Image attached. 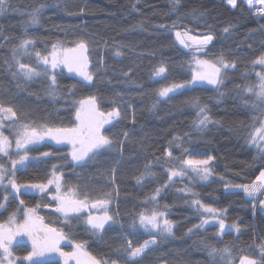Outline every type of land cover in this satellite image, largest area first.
I'll use <instances>...</instances> for the list:
<instances>
[{"label":"trees","instance_id":"obj_1","mask_svg":"<svg viewBox=\"0 0 264 264\" xmlns=\"http://www.w3.org/2000/svg\"><path fill=\"white\" fill-rule=\"evenodd\" d=\"M41 3L49 7L43 10L39 25L28 29V35L36 41L35 50L47 54L57 40L66 41V46L72 47L74 41L83 39L89 44V70L94 73V82L89 84L63 70L57 77L59 96L55 100L46 94L47 80H36L21 90L5 71L4 61L10 59L11 47L23 36L28 13ZM10 4L11 7L0 15V28L9 37L8 40L0 37V96L20 111H26L28 118L36 123L72 127L77 106L74 102L95 95L101 111L107 113L119 106L122 113L119 122L114 121L105 128L104 134L117 141L125 131L130 134L122 153L117 143L114 150L104 152L83 166L71 161L69 147L46 143L30 154L38 156L40 152L52 151L55 153L52 158L47 162H30L26 169L17 171V180L22 184L47 182L52 165L59 164L65 188L79 184L93 200L110 194V214L118 222L106 226L102 239L91 236L85 226L76 221L72 227L66 225L54 212L55 202L50 195H23L20 199L25 205L35 207L39 204L37 212L44 217L45 223L63 229L76 242L87 241L86 250L98 259L108 260L109 264L112 260L120 264L126 259L125 254L116 249L126 246L127 240L138 246L151 239L148 232L132 225L139 212L151 211L157 205L174 222V237L158 242L140 264H213L201 248L202 240L218 248L230 246L235 264L245 255L258 259L257 245L264 240V215L259 213L258 204L264 195L254 200L244 191L226 190L225 184H251L264 170V158L246 143L252 131V117L259 113L246 107L241 99L251 102L253 97L246 96L243 88L256 81V72L264 71V66L252 65V61L264 53V17L253 14L255 9L249 10L242 0H238L236 8L228 5L227 0H181L176 11L169 0H10ZM81 7L86 9L83 14L79 12ZM193 10L195 13L189 14ZM174 22L176 27L170 28ZM229 26L232 27L225 33L223 29ZM186 29H190L192 35L214 34L207 54H200L202 58L214 59L224 52L227 60L235 61L236 68L227 70L220 87L225 93L223 97L208 86H187L166 98L156 95L160 88L192 79V52L180 48L173 35L174 30ZM117 50L122 55L116 56ZM101 59L103 68L100 67ZM30 62L35 63L34 54ZM160 65L165 66L166 73L153 76ZM197 97L202 104H207L212 119L220 123L210 124L204 131L195 128L197 109L192 107L191 101ZM174 136L181 137L177 143L182 147L173 146V155L181 159L189 154L195 159L211 155L214 157L210 162L213 175L207 181L198 177H175L171 186L161 192L156 205L144 203L145 198L168 179L165 169L155 164V158L161 157L163 164L164 149ZM185 148L187 153H183ZM149 161H153L151 171L155 175L137 184L136 177L145 171ZM8 166L11 167L10 162ZM176 166L179 167L178 161ZM185 187L198 196L179 191ZM51 191L55 193L54 186ZM3 195L0 189V199ZM192 199L226 210L225 222L239 224L241 231H226L217 236V226L193 228L202 217L192 206ZM253 203L256 204L255 212ZM18 204L19 200L9 198L8 210H0V223L8 219ZM18 218L23 220L22 211ZM188 229L193 231L188 233ZM29 246L24 238L23 245L16 247L14 254L23 257L31 251ZM61 248L65 252L72 251V245L67 242L61 243ZM48 259L51 264H63L58 256ZM217 264L223 262L217 258Z\"/></svg>","mask_w":264,"mask_h":264},{"label":"snow or ice","instance_id":"obj_2","mask_svg":"<svg viewBox=\"0 0 264 264\" xmlns=\"http://www.w3.org/2000/svg\"><path fill=\"white\" fill-rule=\"evenodd\" d=\"M244 2L249 10L255 9L253 14L264 17V0H244ZM169 3L173 6V11H176L181 4V0H169ZM227 4L232 8H236L237 0H227ZM9 7H11L10 0H0V15L4 14ZM46 7H49V5L41 3L34 6L28 13V20L23 24V36L18 44L11 47L10 59L5 60L4 64L5 71L9 73L18 89H26L29 83L36 80H47L49 83L46 94L55 100L59 96L57 77L63 69H66L68 73H74L89 84L94 82V73L89 70L90 61L87 54L89 44L83 39L74 41L72 47L66 46V41L57 40L52 43L51 51L47 54L35 50L36 41L28 35V29L39 25L41 14ZM85 11L86 9L83 7L79 9L81 14ZM194 13L195 10L189 14ZM200 15L203 16L204 13H200ZM159 27L164 28L165 25ZM175 27L174 22L170 28ZM230 27L232 26L225 27L223 31L225 33L229 32ZM175 36L184 48L192 52V62L196 68L192 72L190 81L173 83L160 88L157 90L156 95L160 98H166L169 97L170 93H176L177 90L184 89L190 84L204 82L212 86L220 97H223L225 93L220 91V87L224 84L227 70L236 68L235 61L227 60L224 52L216 55L214 59H204L201 55H197L198 53L207 54L206 49L214 40V34L205 32L192 35L191 30L186 29L176 31ZM0 37L3 40L9 39L8 36L4 35L3 28H0ZM33 54L35 63L30 62ZM115 55L120 56L122 53L117 50ZM252 65L253 67L257 65L264 66V53L253 60ZM100 67H104L102 59ZM97 71H100V69L98 68ZM165 73V66L160 65L154 70L153 76H162ZM127 74L124 73V75ZM255 75L257 82L248 84L243 88V93L246 96L254 97V99L251 102L243 97L241 99L246 107H250L259 113V115L252 117V131L248 133L246 143L255 147L259 157L264 158V71L256 72ZM239 87L237 85V88ZM69 91L71 92V89ZM113 103L115 102L113 101ZM98 104L99 100L95 95L76 101L74 106H78L75 109L74 118L76 123L74 126L52 127L47 123H36L29 119L26 111H20L0 96V189L4 193L3 198L0 199V210H8L10 197L19 200V204L15 210L10 212L8 219L0 223V264H51L48 258L56 256L63 261V264H69V261L73 260L76 264H109L108 260L98 259L86 250L87 241L76 242L63 229L45 223L44 217L37 212L40 207L39 204L35 207H28L20 197L35 193L50 195V199L55 202L54 212L63 218L66 225L72 227L73 221H76L77 224H83L85 231L91 236L102 239L103 234L107 231L106 226L110 227L112 223L118 222L110 214V194H106L104 198L93 200L89 192L82 190L79 184L65 188L63 174L59 171L62 166L59 164L52 165L47 182L22 184L17 180V171L26 169L30 162H47L55 155L52 151L40 152L38 156L30 154L47 142H54L56 145H70L71 151L68 155H70L74 165L79 166H83L89 161H95L106 151L114 150L117 143L120 144L122 153L124 143L130 139L129 132L125 131L119 141L104 134L105 125H111L113 121L119 122L122 118L119 106H115L111 111L105 113L99 109ZM191 105L197 109L196 119L193 122L197 130L204 131L210 124L220 123L212 119L207 104H202L198 97L191 101ZM134 115L133 113V122H135ZM6 131L8 134H5ZM180 139L181 137L174 136L169 141L163 152V164H161V157L157 156L155 158V164L165 169L168 179L164 185L157 187L152 194L146 197L144 203L156 205L161 192L171 186L175 177L184 178L189 176L190 179L198 177L200 180L207 181L213 175L210 166V162L214 159L213 156L209 155L206 159H195L189 154L181 159L173 155L171 151L173 146L176 148L182 147L180 143H177ZM187 152L186 148L183 149V153ZM177 161L179 167L176 166ZM9 162L11 167L8 166ZM169 165L172 166L168 167ZM152 167L153 161H149L145 165V171L136 177L137 184L144 181L146 177L155 175L151 171ZM114 174L115 170H113ZM51 186L55 187L54 194H52ZM225 188L242 189L246 196L254 200L258 199V194L264 195V170L259 172V175L251 184L233 185L226 183ZM179 191L191 192V189L185 187L179 189ZM191 195L193 197L198 196L195 192H191ZM191 204L200 212L202 217L200 223L194 225L193 228L203 229L210 221H214L218 225L217 236H221L227 229L235 230L237 233L241 231V226L235 222L231 225L226 224L224 219L226 210L206 205L200 199H192ZM259 204L264 209V200H259ZM44 207H48V205H44ZM164 208L167 209V205ZM252 208L255 212V203H253ZM94 210H98L99 214ZM21 211L23 212L22 221L18 218ZM136 225L148 232L151 239L145 240L138 246H133L131 240H127L126 246L117 248L118 253L122 252L126 256V259L120 264H140L158 242L174 237V222L167 218L166 211L159 210L158 205L153 207L151 211L139 212L133 220L132 226L135 227ZM192 231L193 229H188V233ZM24 238H27V241L31 244V251L23 257H18L14 254V249L23 245ZM62 242L71 244L73 250L71 252L63 251L61 248ZM200 245L202 250L207 252L213 264H217V258L223 264H235V257L230 246L225 245L218 248L203 240ZM257 247L259 249L258 259L247 255L241 256L239 264H264V240H261ZM111 264H118V261L112 260Z\"/></svg>","mask_w":264,"mask_h":264},{"label":"rangeland","instance_id":"obj_3","mask_svg":"<svg viewBox=\"0 0 264 264\" xmlns=\"http://www.w3.org/2000/svg\"><path fill=\"white\" fill-rule=\"evenodd\" d=\"M243 2H244V0H242ZM237 2H238V0H237ZM245 3V2H244ZM246 4V3H245ZM232 7V6H231ZM176 31H179V30H174L173 31V35H174V38H175V40H176V42H177V44H178V46L180 47V48H182L183 50H185L186 48H184L183 47V45H181L180 43H179V41L176 39V36H175V32ZM196 35H199V34H196ZM186 51H189V49H186ZM199 54V53H198ZM200 55V54H199ZM195 68H196V66H195V64H194V66H193V68H192V72L195 70ZM67 74H69V75H72V76H74V77H77V78H79V79H81L82 80V78H80V77H78V76H76L74 73H68L67 72V70L66 69H63ZM257 82V79H256V81L254 82V83H256ZM253 83V84H254ZM189 87H194V86H208V87H212V86H210V85H207L206 83H204V82H195V83H193V84H190V85H188ZM186 88V87H185ZM184 88V89H185ZM181 89H179V90H177V92L178 91H180ZM170 94H172V93H170ZM253 99H254V97H253ZM78 106V105H77ZM114 122V121H113ZM75 123H76V121H75ZM109 125H105V128H107ZM257 126H258V124H257ZM47 143H50V144H53V145H56V144H54V142H47ZM13 144H14V141H13ZM56 146H63V147H69L70 148V151H71V146L70 145H67V144H61V145H56ZM227 190V189H226ZM23 191V190H22ZM228 191H243L242 189H236V188H228ZM35 194H39V193H35ZM258 196H259V194H258ZM260 198V197H259ZM109 208H110V212H111V203H110V205H109ZM97 211V214H99L98 213V210H96ZM227 224V223H226ZM227 225H231V224H227ZM205 226H217L218 227V225L214 222V221H210V223L209 224H207V225H205ZM226 231H234V233H235V230H232V229H227ZM63 243V242H62ZM73 250V249H72ZM76 264V262L73 260V261H69V264Z\"/></svg>","mask_w":264,"mask_h":264},{"label":"water","instance_id":"obj_4","mask_svg":"<svg viewBox=\"0 0 264 264\" xmlns=\"http://www.w3.org/2000/svg\"><path fill=\"white\" fill-rule=\"evenodd\" d=\"M262 200H264V197L262 198ZM94 211H96V210H94ZM258 211H259L260 214L264 215V209H262L260 207V204H258Z\"/></svg>","mask_w":264,"mask_h":264},{"label":"flooded vegetation","instance_id":"obj_5","mask_svg":"<svg viewBox=\"0 0 264 264\" xmlns=\"http://www.w3.org/2000/svg\"><path fill=\"white\" fill-rule=\"evenodd\" d=\"M29 248L31 249V244H30Z\"/></svg>","mask_w":264,"mask_h":264}]
</instances>
